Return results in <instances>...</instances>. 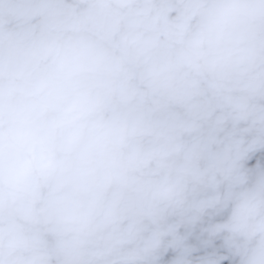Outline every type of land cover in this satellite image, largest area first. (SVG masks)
Here are the masks:
<instances>
[{"label": "clouds", "instance_id": "1", "mask_svg": "<svg viewBox=\"0 0 264 264\" xmlns=\"http://www.w3.org/2000/svg\"><path fill=\"white\" fill-rule=\"evenodd\" d=\"M0 264H264V0H0Z\"/></svg>", "mask_w": 264, "mask_h": 264}]
</instances>
